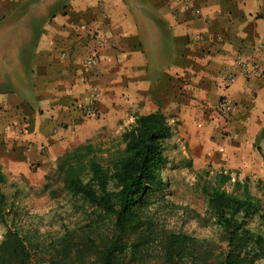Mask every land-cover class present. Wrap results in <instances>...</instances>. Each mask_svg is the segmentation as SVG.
<instances>
[{"label": "crops", "instance_id": "1", "mask_svg": "<svg viewBox=\"0 0 264 264\" xmlns=\"http://www.w3.org/2000/svg\"><path fill=\"white\" fill-rule=\"evenodd\" d=\"M192 1L0 0V124L26 128L0 142L3 174L45 176L106 125L161 112L206 162L264 176V59L261 76L220 81L264 40V0ZM92 54L101 64L88 70ZM93 92L87 118L79 105Z\"/></svg>", "mask_w": 264, "mask_h": 264}, {"label": "trees", "instance_id": "2", "mask_svg": "<svg viewBox=\"0 0 264 264\" xmlns=\"http://www.w3.org/2000/svg\"><path fill=\"white\" fill-rule=\"evenodd\" d=\"M173 136L167 117L157 112L135 120L122 135L121 155L107 166L92 156L90 145L66 153L57 171L64 190L87 207L82 231H66L43 259L17 229H9L0 241V264H145L153 245L160 246L156 264H264V233L251 228L254 219L264 225V208L245 185L236 184L243 188L239 195L223 189L230 180L226 174L217 175V186L204 187L214 224L224 233L220 258L202 252L198 240L188 234H158L146 219V210L167 195L162 170L169 163L166 143ZM5 183L0 168L3 221L8 215L1 190Z\"/></svg>", "mask_w": 264, "mask_h": 264}, {"label": "rangeland", "instance_id": "3", "mask_svg": "<svg viewBox=\"0 0 264 264\" xmlns=\"http://www.w3.org/2000/svg\"><path fill=\"white\" fill-rule=\"evenodd\" d=\"M133 124L118 122L106 125L81 146L90 145L92 156L107 166L121 155L124 150L122 135ZM166 146L169 163L163 168L162 177L168 184L167 195L156 200L146 210L145 217L154 223L158 234L162 230L188 234L198 240L202 252H208L214 259L220 258L226 246L224 233L214 224L204 187L217 186V175L226 174L230 180L222 186L223 189L239 195L243 188L236 184L245 185L264 208V176L260 175L259 168L245 173L241 168L215 167L192 153V149L180 143L176 136ZM62 157L45 176L6 175V183L1 190L7 196L5 212L8 215L5 221L0 219V241L9 229H17L31 242L35 255L47 259L57 238L68 230L82 231L87 207L64 190L57 171ZM45 186L49 188L45 189ZM251 228L264 233V225L259 226L257 219L252 221ZM151 247L153 255L145 258V264H156L160 246Z\"/></svg>", "mask_w": 264, "mask_h": 264}, {"label": "built area", "instance_id": "4", "mask_svg": "<svg viewBox=\"0 0 264 264\" xmlns=\"http://www.w3.org/2000/svg\"><path fill=\"white\" fill-rule=\"evenodd\" d=\"M174 2L180 4L183 9L186 10H188L193 3L192 0H174ZM203 40V36H196V41L202 42ZM262 59H264V40L258 42L253 52L248 54H237L234 58L233 64L220 74V81L223 89H229L239 77L251 80L261 76L263 73L261 65ZM100 64L101 59L96 54H92L91 56L87 57L84 62V65L88 70H93L99 67ZM86 83L91 84L89 79L86 80ZM236 107L237 105L234 101H232L227 96H224L219 102L218 110L220 114L229 117L235 111ZM79 109L82 110L84 116L87 118L97 117L98 106L96 93L93 92L90 95V98L86 104L79 105ZM25 131L26 128L20 124H0V142L4 141L11 133H13L15 137L19 138L25 133Z\"/></svg>", "mask_w": 264, "mask_h": 264}]
</instances>
